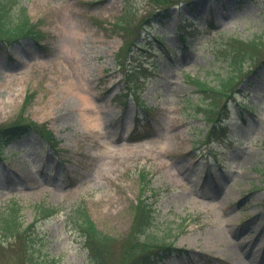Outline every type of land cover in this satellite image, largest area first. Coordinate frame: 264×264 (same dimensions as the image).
Instances as JSON below:
<instances>
[{"label": "rangeland", "instance_id": "1", "mask_svg": "<svg viewBox=\"0 0 264 264\" xmlns=\"http://www.w3.org/2000/svg\"><path fill=\"white\" fill-rule=\"evenodd\" d=\"M0 2L42 32L0 45V127L34 120L58 139L34 132L0 164V208L17 200L38 220V259L89 264L71 215L82 207L114 236L107 264H132L144 202L155 226L143 250L181 248L151 264H264V64L229 95L210 89L233 74L237 39L264 38V0ZM211 120L227 126L209 138ZM26 251L5 240L0 264H30Z\"/></svg>", "mask_w": 264, "mask_h": 264}, {"label": "trees", "instance_id": "2", "mask_svg": "<svg viewBox=\"0 0 264 264\" xmlns=\"http://www.w3.org/2000/svg\"><path fill=\"white\" fill-rule=\"evenodd\" d=\"M167 12L168 10L164 12L163 16H165ZM41 33L42 32L36 27V24L32 22L31 18L26 14L25 10L21 13H16L12 10L6 11L1 9L0 6V45L6 44L7 46H11L24 38H30L38 42ZM180 33L181 35L179 36L185 39L187 34H185L182 28L180 29ZM155 38L160 43L159 45L163 47L162 38L159 36ZM263 47L264 38L262 36L253 37L249 40L237 39L236 44L230 48L227 54L233 64V74H230V77L227 79L222 80V82L218 84L220 85L219 88L211 86L210 89L217 94L229 95L226 93V90L230 86V83H233L235 79H239L241 74L246 73L247 76L249 72L255 69L250 67L251 64H264V59L260 57V50ZM168 51L174 53V49H169ZM157 53L160 54L162 52L158 50ZM246 63L247 66H244ZM199 83L205 85V83L200 80ZM226 108L227 105L225 104L222 107V111ZM210 124L211 129L209 131V138L218 134L216 131L218 126L222 127V129L226 128V122L211 120ZM34 132L44 138L54 149H57L58 139L47 125L40 124L34 120H24L23 118L17 120L13 124L0 127V164L6 162L13 152L19 151L11 150L12 148L9 147V144L12 141L21 140L23 137L29 136ZM223 135L226 138L227 134L225 132ZM6 147H9L10 153L6 152ZM22 209L23 206L20 205L17 200L10 201L5 206H1L0 243L3 244L5 240L23 243L26 246V257L30 264H53V259L43 255L41 251H39V259L36 257V243L40 235L38 220H34L30 224L27 223ZM49 211L50 210H48V212ZM151 211L150 205L144 202H140L136 207L130 233L132 235H139L136 241L137 244L141 246V252L134 258L132 264L157 263L155 260L156 257L162 255L163 258L164 255H172L175 251L181 250L170 243L165 244L156 252H147V250H143L151 246L150 237L152 234H149V232L155 226V217ZM74 213L75 214H71L72 219L81 235L84 237V244L90 257L89 264H107V248L109 243L114 240V236L99 229L86 209L78 207L74 209Z\"/></svg>", "mask_w": 264, "mask_h": 264}]
</instances>
